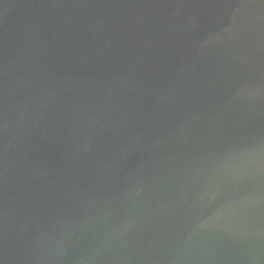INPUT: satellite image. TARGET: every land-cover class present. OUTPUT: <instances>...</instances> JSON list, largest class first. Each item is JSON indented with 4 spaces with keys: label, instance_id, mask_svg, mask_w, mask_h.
Segmentation results:
<instances>
[{
    "label": "water",
    "instance_id": "95a60500",
    "mask_svg": "<svg viewBox=\"0 0 264 264\" xmlns=\"http://www.w3.org/2000/svg\"><path fill=\"white\" fill-rule=\"evenodd\" d=\"M0 264H264V0H0Z\"/></svg>",
    "mask_w": 264,
    "mask_h": 264
}]
</instances>
